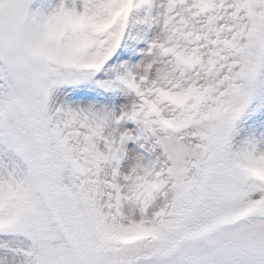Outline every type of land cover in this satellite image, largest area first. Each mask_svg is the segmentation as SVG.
Returning <instances> with one entry per match:
<instances>
[{
	"label": "snow or ice",
	"instance_id": "obj_1",
	"mask_svg": "<svg viewBox=\"0 0 264 264\" xmlns=\"http://www.w3.org/2000/svg\"><path fill=\"white\" fill-rule=\"evenodd\" d=\"M0 264H264V0H0Z\"/></svg>",
	"mask_w": 264,
	"mask_h": 264
},
{
	"label": "rangeland",
	"instance_id": "obj_2",
	"mask_svg": "<svg viewBox=\"0 0 264 264\" xmlns=\"http://www.w3.org/2000/svg\"><path fill=\"white\" fill-rule=\"evenodd\" d=\"M8 239H5V234H0V245L17 246V241H22V237H18L15 234H6ZM5 251L3 247H0V252Z\"/></svg>",
	"mask_w": 264,
	"mask_h": 264
}]
</instances>
